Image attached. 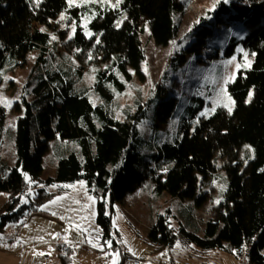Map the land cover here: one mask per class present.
I'll return each mask as SVG.
<instances>
[{
	"label": "trees",
	"instance_id": "1",
	"mask_svg": "<svg viewBox=\"0 0 264 264\" xmlns=\"http://www.w3.org/2000/svg\"><path fill=\"white\" fill-rule=\"evenodd\" d=\"M182 12L175 0H121L113 7L91 0L74 7H68L66 0H0V85L8 69L17 68L29 54H38L23 86V113L15 121V164L0 155V193L7 195L0 209V231L39 211L67 188L48 193L44 186L82 181L96 199L101 240L111 239L117 245L118 237H112L111 230L113 205H123L144 182L151 181L157 194L200 205L208 196L199 195L200 177L206 181L220 169L226 190L211 207L203 236L183 227L174 230L165 216L151 226L144 242L155 251L169 250L177 243L204 255L225 251L237 261L249 247L248 263L264 264V0L218 3L189 31V42L172 56L163 84L144 110L137 103L135 112L119 121L108 109L113 99L110 89L120 95L132 73L139 75L146 58L140 39L144 30L157 47H166L177 37ZM61 13L74 25L69 37L67 32L59 37L64 60L75 59L74 69L46 64L50 36L39 26L49 27ZM123 17L126 22L116 26ZM83 18L88 20L85 31ZM238 49V57L245 53L252 62L240 68L227 87L232 111L217 108L197 120L203 99L190 94L178 99L167 84L186 71L187 55L209 62L230 58ZM100 64L104 68L96 71L93 92L101 102L93 106L85 90L75 84L84 71ZM251 92V102L246 104ZM190 100L195 103L186 107L175 132L155 148L145 149L138 123L148 113L153 122L171 112L178 114L177 105L185 106ZM158 107L164 108L161 116ZM4 123L0 106V147ZM53 140L75 141L78 152L59 159L55 175L41 180L42 158ZM71 251L67 245L56 246L61 264H70Z\"/></svg>",
	"mask_w": 264,
	"mask_h": 264
},
{
	"label": "rangeland",
	"instance_id": "2",
	"mask_svg": "<svg viewBox=\"0 0 264 264\" xmlns=\"http://www.w3.org/2000/svg\"><path fill=\"white\" fill-rule=\"evenodd\" d=\"M89 0H66L68 7L80 6ZM95 4L109 7L117 5L121 0H91ZM182 5L183 12L179 16V29L176 39L166 47H157L149 36L148 29L140 36L145 49L146 58L140 65L139 75L132 73L130 83H125V90L118 95L113 93V99L108 109L111 115L123 121L126 114L135 112V105L140 103L143 110L148 100L163 84L164 73L172 56L182 45L189 42L188 33L199 19L212 12L216 5L224 0H175ZM235 1V0H227ZM63 17V18H62ZM126 22L123 17L116 26ZM88 20L83 18L81 26L86 30ZM39 30L48 32L50 41L47 46L46 64L49 68L76 67L75 59L64 60L63 50L60 46L61 33L67 32L69 37L74 32V25L67 20L66 14L61 13L49 27L39 26ZM89 37V33H86ZM181 45V46H180ZM179 52V51H178ZM236 53L225 59L206 62L203 57L193 58L187 55L185 72L180 71L173 76L168 87L177 98L183 94L197 96L204 101V106L198 111L197 120L208 117L215 109H233L234 103L228 91V85L233 81L240 68L249 67L252 57ZM37 53L29 54L15 69L6 71L0 85V106L5 111V132L3 133L0 155L6 163L15 164V151L13 147V133L15 121L23 113L21 94L26 78L34 64ZM199 59V60H198ZM193 62L190 63L189 61ZM102 64L91 66L83 72L82 78L75 85L84 89L93 106L101 101L93 92L95 74L103 69ZM74 72V71H73ZM76 74L72 73V77ZM253 92H251L252 98ZM248 97L246 104L251 102ZM190 100L185 106L177 105L174 112L166 118L159 117L152 121L151 114L147 119L138 123V130L143 139L144 148H155L157 144L171 133L175 132L179 121L186 115V107L194 105ZM161 113L163 107H158ZM204 113V115H201ZM249 149V150H248ZM252 153L251 148L246 149ZM70 152H78L75 141L53 140L49 143V150L42 158L41 180L52 177L56 173L59 159ZM227 181L222 170L211 172L206 181L200 177V194L207 193L205 200L197 205L194 200H181L171 197L167 193L157 194L151 181L144 182L133 194L126 197L123 205H113L111 216L112 237H118L119 242L113 246L112 240L102 245L101 233L96 225V199L87 191L84 182H75L71 185L44 186L48 193H55L60 188L67 187L62 193L56 194L47 201L39 211L27 214L22 219L8 223L0 231V264H61L56 252V245L67 244L71 248L70 264H115L121 256L122 250L144 261L143 264H158L173 259L175 264H238L233 254L225 251H209L204 255L192 246L175 244L173 248L165 251H155L153 247L144 242L153 224L167 216L170 226L176 230L183 227L188 231L203 236L204 228L209 220L211 207L218 204L226 190ZM7 200L6 193H0V209ZM107 212L109 206L107 205ZM115 240H117L115 238ZM95 245V247H93ZM39 253H43L40 255Z\"/></svg>",
	"mask_w": 264,
	"mask_h": 264
},
{
	"label": "built area",
	"instance_id": "3",
	"mask_svg": "<svg viewBox=\"0 0 264 264\" xmlns=\"http://www.w3.org/2000/svg\"><path fill=\"white\" fill-rule=\"evenodd\" d=\"M116 239H117L116 240L117 242L120 241L119 238H116ZM248 249H249V247H246V253L243 255L242 258H240L238 260V264H249L248 260H247L248 259V254H247ZM122 253H123L122 254V260L119 264H143L144 263V261H142L139 258H136L132 255H128L124 252H122ZM158 264H171V263L169 261H165V262H160Z\"/></svg>",
	"mask_w": 264,
	"mask_h": 264
},
{
	"label": "crops",
	"instance_id": "4",
	"mask_svg": "<svg viewBox=\"0 0 264 264\" xmlns=\"http://www.w3.org/2000/svg\"><path fill=\"white\" fill-rule=\"evenodd\" d=\"M102 241V240H101ZM58 245H67V244H62V243H60V244H57L56 246H58ZM113 246H116L115 244H112ZM100 247H106V245L104 244V241H102V245H100ZM122 252H124V253H126V254H128V255H131V254H129L128 252H126L125 250H122ZM121 252V253H122ZM123 254V253H122ZM122 254H121V256L119 257V259L115 262V264H119L120 262H121V259H122ZM133 256V255H132ZM170 263L171 264H175V262H174V260L173 259H170ZM200 264H204V262H202V263H200Z\"/></svg>",
	"mask_w": 264,
	"mask_h": 264
},
{
	"label": "snow or ice",
	"instance_id": "5",
	"mask_svg": "<svg viewBox=\"0 0 264 264\" xmlns=\"http://www.w3.org/2000/svg\"><path fill=\"white\" fill-rule=\"evenodd\" d=\"M69 2H71V0H69ZM224 2L227 3V0H224ZM249 98H251V93L249 94ZM229 111L231 112V109H229ZM201 115H204V113H201ZM93 247H95V245H93ZM39 254L43 255V253H39Z\"/></svg>",
	"mask_w": 264,
	"mask_h": 264
}]
</instances>
